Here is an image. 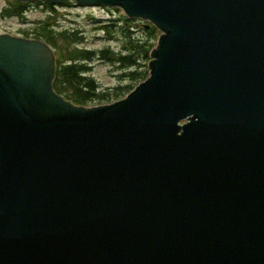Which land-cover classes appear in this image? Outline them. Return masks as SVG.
<instances>
[{
    "label": "water",
    "instance_id": "1",
    "mask_svg": "<svg viewBox=\"0 0 264 264\" xmlns=\"http://www.w3.org/2000/svg\"><path fill=\"white\" fill-rule=\"evenodd\" d=\"M77 2L165 34L93 108L0 35V264H264V0Z\"/></svg>",
    "mask_w": 264,
    "mask_h": 264
},
{
    "label": "trees",
    "instance_id": "2",
    "mask_svg": "<svg viewBox=\"0 0 264 264\" xmlns=\"http://www.w3.org/2000/svg\"><path fill=\"white\" fill-rule=\"evenodd\" d=\"M18 6L20 7H17L13 13L22 11V5ZM103 28L109 37L113 36V30L119 31L116 24L104 26ZM149 28V36H156L155 27L150 26ZM126 32L129 33V30L127 29ZM49 34L50 32H44L45 36ZM79 39L81 37L76 34H67L66 32H58L47 38V41L56 49L58 56L57 76L53 83L54 89L73 103L86 104L89 100L94 99H118L128 93L136 83L148 76L149 71L145 63L149 60V53L152 48L148 41L135 43L131 39H127L123 51L114 53L109 49L94 52L71 48V44ZM95 55L118 64L122 70L128 69L129 71L123 72L120 76L123 79H129L132 83L120 84L114 91H100L97 82L93 78L83 76L87 71V67L82 61L89 60Z\"/></svg>",
    "mask_w": 264,
    "mask_h": 264
},
{
    "label": "rangeland",
    "instance_id": "3",
    "mask_svg": "<svg viewBox=\"0 0 264 264\" xmlns=\"http://www.w3.org/2000/svg\"><path fill=\"white\" fill-rule=\"evenodd\" d=\"M8 1L9 0H0V34L14 33L13 35H18V33L21 32V29H31L37 19H46L50 13H52L62 28H78L84 32L86 40L84 44L80 45L81 47L84 46L95 50L111 48L112 50L119 51L124 47L128 39L122 34H118L119 36L116 40L106 39V34L96 29L97 27L95 28L96 25L91 19V17H103L102 19H107V17L115 18L118 15L116 10L112 11L110 16L105 10L73 5V0H70L72 3L71 5L58 7L54 11L46 6H34L25 14V18L15 16L4 17L1 14V11L3 6H5V3ZM27 31L30 32L29 30ZM137 35V37L145 42L150 34L147 29H141ZM134 39L137 38L135 37ZM156 40L157 39H152L150 41L156 42ZM91 66L90 75L96 79L102 89H112L113 87H116L119 80H121L119 76L122 72H120V70L118 71L116 66L112 65L110 62L95 58L91 60ZM89 103L91 104L90 106L105 104L101 99H94Z\"/></svg>",
    "mask_w": 264,
    "mask_h": 264
}]
</instances>
